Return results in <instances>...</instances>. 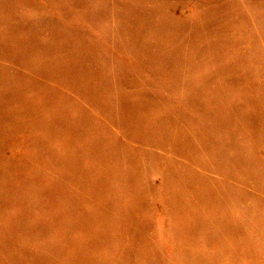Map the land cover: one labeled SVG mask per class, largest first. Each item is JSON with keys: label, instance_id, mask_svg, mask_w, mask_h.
I'll list each match as a JSON object with an SVG mask.
<instances>
[{"label": "rangeland", "instance_id": "rangeland-1", "mask_svg": "<svg viewBox=\"0 0 264 264\" xmlns=\"http://www.w3.org/2000/svg\"><path fill=\"white\" fill-rule=\"evenodd\" d=\"M0 264H264V0H0Z\"/></svg>", "mask_w": 264, "mask_h": 264}]
</instances>
